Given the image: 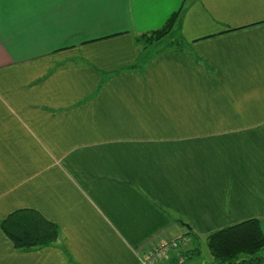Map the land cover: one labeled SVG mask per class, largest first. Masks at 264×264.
<instances>
[{
  "label": "crops",
  "instance_id": "crops-1",
  "mask_svg": "<svg viewBox=\"0 0 264 264\" xmlns=\"http://www.w3.org/2000/svg\"><path fill=\"white\" fill-rule=\"evenodd\" d=\"M19 209L59 239L19 249L1 227ZM254 218L264 0H0V264H140L173 239L163 264H198Z\"/></svg>",
  "mask_w": 264,
  "mask_h": 264
},
{
  "label": "trees",
  "instance_id": "trees-1",
  "mask_svg": "<svg viewBox=\"0 0 264 264\" xmlns=\"http://www.w3.org/2000/svg\"><path fill=\"white\" fill-rule=\"evenodd\" d=\"M180 11L161 29L142 34L139 43L148 48L170 34ZM1 227L19 249L52 244L60 237L58 225L32 209L12 212L1 222ZM207 242L216 264H264V232L260 219L244 220L218 229L208 235Z\"/></svg>",
  "mask_w": 264,
  "mask_h": 264
},
{
  "label": "built area",
  "instance_id": "built-area-1",
  "mask_svg": "<svg viewBox=\"0 0 264 264\" xmlns=\"http://www.w3.org/2000/svg\"><path fill=\"white\" fill-rule=\"evenodd\" d=\"M180 239L162 242L159 246L147 252L140 258L141 264H163L171 252L179 246Z\"/></svg>",
  "mask_w": 264,
  "mask_h": 264
},
{
  "label": "rangeland",
  "instance_id": "rangeland-1",
  "mask_svg": "<svg viewBox=\"0 0 264 264\" xmlns=\"http://www.w3.org/2000/svg\"><path fill=\"white\" fill-rule=\"evenodd\" d=\"M176 38V37H175ZM174 38V40H175ZM172 39V37H167L163 40V42L161 44H159L161 47H164L166 45H168V42ZM171 43V41H170ZM169 43V44H170ZM201 248H200V251H199V254L194 256V261H198V264H216L217 263V260L214 259L209 247H208V244H207V239L204 238L202 239L201 241ZM141 261V260H140ZM141 264V263H140Z\"/></svg>",
  "mask_w": 264,
  "mask_h": 264
}]
</instances>
